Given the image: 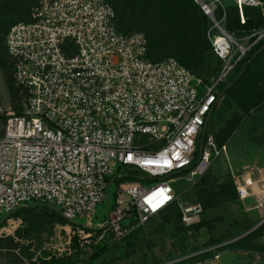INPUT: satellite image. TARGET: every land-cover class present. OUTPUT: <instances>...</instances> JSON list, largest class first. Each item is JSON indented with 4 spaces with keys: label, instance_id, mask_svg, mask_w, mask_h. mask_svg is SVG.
<instances>
[{
    "label": "built area",
    "instance_id": "2783aa9c",
    "mask_svg": "<svg viewBox=\"0 0 264 264\" xmlns=\"http://www.w3.org/2000/svg\"><path fill=\"white\" fill-rule=\"evenodd\" d=\"M216 4L222 6L211 0L201 8L213 16L207 36L223 66L212 85H203L173 58L149 60L144 34L117 32L108 0H36L30 20L5 37L19 112L9 107L0 133V219L31 203L54 208L66 221L57 226L68 232L66 244L75 239L85 254L118 243L172 206L184 226L196 224L203 208L191 201V189L228 151L204 135L217 87L264 37L262 30L235 40L216 21ZM237 5L264 13V0ZM183 171L192 184L182 201L169 176ZM104 202L108 216L93 225ZM52 257L62 255L46 260Z\"/></svg>",
    "mask_w": 264,
    "mask_h": 264
},
{
    "label": "trees",
    "instance_id": "16d2710c",
    "mask_svg": "<svg viewBox=\"0 0 264 264\" xmlns=\"http://www.w3.org/2000/svg\"><path fill=\"white\" fill-rule=\"evenodd\" d=\"M202 1L207 4L211 0ZM220 1L222 6L216 4L214 17L217 22H221L225 32L235 40L242 41L244 38L264 30V13L259 9L239 7L237 5L225 6L222 0ZM108 2L115 12L114 25L117 32L124 35L133 33L144 34L147 40V55L149 60L158 62L173 58L179 64L187 68L195 77L201 79L203 85H212L216 81L222 69L223 62L213 53L211 42L207 36L213 23L204 13L200 5L194 0H108ZM35 4L36 0L30 9L27 10L26 7H24V3L16 1L15 3L5 6L6 12L4 15L0 16V68L6 74L7 78L10 77L13 84L12 63L6 53L5 37L11 26L19 22H28L30 20V12ZM189 24H192V27L189 28ZM191 29H193L196 34V41L191 40L189 34ZM253 41L254 39H252L250 43H253ZM17 91L18 89L15 85L11 86V93L14 97V103H11V105L19 112V107L16 104ZM216 95L218 101L214 111L218 103H225L226 101L233 102L238 110L232 116L233 119L227 122L226 131H228L229 135L237 130L240 125V121L242 120L240 112L248 115L250 112L264 107V37L246 51L242 58L236 63L227 81L218 85ZM213 113L214 112H212L210 120L213 117ZM3 118L5 123L6 115L3 116ZM207 131L208 125L204 131V135ZM229 135L222 142L219 140L218 136L212 137L216 145L220 147L229 142ZM203 142L204 139L199 142L196 155L199 154ZM226 176L232 182L233 188L231 191L233 196L230 198V201L234 208L238 196L232 176ZM198 193L196 197L197 201H193V197H191V201L200 204L204 212V209L210 205V202H213L216 195L224 198L226 193H230V190L225 186H220L219 192H215L213 187L210 186L201 189ZM214 193L216 194L214 195ZM37 206L43 208V211L49 219H54V221L60 225L66 223L58 210L41 204L22 208L11 216L18 217L23 213H32ZM165 212L174 213V221L183 225L181 223L180 213L176 207L172 206L162 213ZM162 213L155 217H158ZM48 218L44 216H39V218L36 217V223L32 226L33 229H40L43 227V225L49 221L47 220ZM169 218L170 217H168L166 221L171 222L172 217ZM205 225V222H199L187 229L190 228L191 230L199 232ZM251 228V224L245 226L246 231ZM146 232L147 230L145 228L138 227L118 243L96 246L89 255L78 249L74 239V251L70 256L63 258L52 257L49 260L43 259L32 262L31 264H79L81 260H85L83 257L87 258L86 264H109L106 255L112 249H115L116 252H120V250L126 252L128 245L133 246L135 242L138 241V238L145 235ZM260 233V229H256L234 242L218 247L215 251H206L179 264L205 261L212 258L214 252L225 248L264 253V248L254 243V239ZM209 239V244L205 250L223 243V241L213 240L212 237H209ZM160 263L161 262L154 264Z\"/></svg>",
    "mask_w": 264,
    "mask_h": 264
},
{
    "label": "rangeland",
    "instance_id": "374dc122",
    "mask_svg": "<svg viewBox=\"0 0 264 264\" xmlns=\"http://www.w3.org/2000/svg\"><path fill=\"white\" fill-rule=\"evenodd\" d=\"M16 1L24 3V7L28 10L35 0H0V16L6 12L5 6ZM190 27H192V24H189ZM189 34L191 40L196 41V34L193 29L190 30ZM11 86H14V84L11 82L10 77L7 78L0 68V133L4 123L3 116L12 106L11 103H14ZM217 108L213 111L207 135L218 136L222 142L229 135L226 131L227 122L233 119L232 116L238 110L236 105L230 101L218 103ZM240 115L242 120L238 129L229 135L227 153L215 159L212 167L207 169L202 178L200 177L195 181L191 189L193 201L195 202L197 201L198 192L203 188L212 186L215 192H219V187L225 186L230 190V193H226L224 198L216 195L213 202H210V205L204 209L197 223L205 222L206 225L197 232L176 223L173 217L174 213H162L147 224L140 226L147 230L146 234L140 236L133 246L128 245L126 252L122 250L116 252L115 249H112L106 255L109 264H154L165 260L192 259L205 250L209 244V237L216 241H223L227 245L241 235L243 229L240 225L242 224L239 217L236 216L233 204L230 201L233 196L231 191L233 188L232 182L227 176H219L217 169L224 163L231 162V165H233L234 156L241 151L243 144L248 146L249 139H256L264 144V107L254 110L248 115L240 112ZM209 152L213 158L215 150H209ZM186 174L187 171H183L169 176L174 179L171 186L182 201L188 196L192 184L184 178ZM148 180L151 182L159 181L155 179ZM115 190L116 187L111 186L107 198L112 205ZM30 205H34V203L29 204V207ZM109 211L106 202L97 206L91 219L92 224L97 225L105 221ZM39 216L48 218L43 208L37 206L34 212L23 213L18 217L10 216L8 222L4 221L0 225V227L6 228L4 232L0 233V264H31L47 259L52 254L62 255L63 258L73 253L74 243L70 247L66 244L68 232L60 230L57 227L60 224L55 222L54 219L48 218L49 221L43 227L33 229L32 226L36 223V217L39 218ZM168 217H172L171 222L166 221ZM74 222L83 225L88 220L77 218ZM83 259L85 260H81L79 264H86L87 258L83 257Z\"/></svg>",
    "mask_w": 264,
    "mask_h": 264
},
{
    "label": "crops",
    "instance_id": "0c3cea01",
    "mask_svg": "<svg viewBox=\"0 0 264 264\" xmlns=\"http://www.w3.org/2000/svg\"><path fill=\"white\" fill-rule=\"evenodd\" d=\"M222 2L225 6L237 5V0H222ZM249 141L248 146L243 144L241 151L234 156L233 165L231 162L221 164L217 173L220 174L219 176L231 175L235 189L240 188L245 193L241 197L236 190L238 200L235 202L234 211L243 229L239 237L260 229L261 233L256 236L254 243L264 248V145L256 139ZM259 204L262 206L260 207ZM247 224H251L252 228L246 231ZM224 245L226 244L216 245L210 249L215 251ZM202 262L203 264H264V253L225 248L214 252L212 258Z\"/></svg>",
    "mask_w": 264,
    "mask_h": 264
},
{
    "label": "water",
    "instance_id": "95a60500",
    "mask_svg": "<svg viewBox=\"0 0 264 264\" xmlns=\"http://www.w3.org/2000/svg\"><path fill=\"white\" fill-rule=\"evenodd\" d=\"M198 5H200V7H202V6H204V2L202 1V0H194ZM203 10V9H202ZM208 16V18L210 19V20H213V16L211 15V14H209V15H207ZM210 116H211V114H209L208 115V119L210 118ZM9 216H11V215H9ZM7 218H9V217H5L4 219H2V221L0 222V225L4 222V221H6V219ZM250 232V231H249ZM244 236V235H243ZM242 237V236H241ZM241 237H238V238H235L234 240H232V241H230V242H234V241H236V240H238L239 238H241Z\"/></svg>",
    "mask_w": 264,
    "mask_h": 264
}]
</instances>
